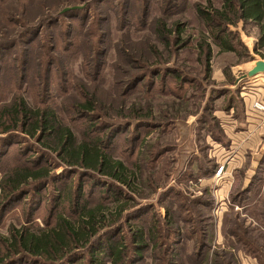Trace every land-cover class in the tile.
Instances as JSON below:
<instances>
[{
	"label": "rangeland",
	"instance_id": "rangeland-1",
	"mask_svg": "<svg viewBox=\"0 0 264 264\" xmlns=\"http://www.w3.org/2000/svg\"><path fill=\"white\" fill-rule=\"evenodd\" d=\"M121 1L0 0V111L14 96H21L29 107L37 105L35 102L48 103V85L50 108L59 124L72 131L77 143L104 133L109 138L113 130L118 133L113 144L105 146L106 152L137 177L131 180L134 192L121 188L124 195L134 199L129 206L134 203L133 210L146 208L136 220L122 224L119 237L129 244L127 224L142 227L146 240L149 231L155 237L147 242L140 258H132L130 251L129 263L264 264V164L260 165L264 136L240 149V142L250 134L246 124L236 121L245 116L257 119L258 123L252 124L254 133H264V111L256 108L264 107V72L242 78L255 62H264L259 27L242 21L228 26L220 36L228 37L234 51L223 52L213 44L208 25L198 14L199 8L209 10L210 5L219 9L222 0ZM72 7L85 11L65 19L68 25L52 33L48 19ZM161 25L166 40L156 35V26ZM36 26L42 27L40 32L34 38L31 33L26 37L27 30ZM89 28L91 37L85 32ZM176 37L181 38L179 43ZM202 41L211 49L209 73L197 48ZM140 78L142 81L136 83ZM91 95L96 100L93 112L89 117L77 114L74 105L88 101ZM137 109L141 110L139 114L135 113ZM213 116L222 131L221 144L213 141V132L206 129ZM142 117L153 120V125L148 124L152 128H138ZM234 120L237 131H242L241 140L232 137L236 131ZM9 126L0 127V131ZM18 135L24 141L15 140L5 146L6 135L0 134V181L18 166L39 169L47 165L55 168L53 175L74 169L58 164L60 160L41 146L39 138ZM43 151L48 154L39 163ZM220 166L223 171L215 176ZM97 178L114 183L104 176ZM70 180L81 178L79 174H67L65 180L55 184L57 190L51 183L39 192L38 200L29 191L27 196L13 200L9 209L0 206V235L6 237L11 227L26 222L28 226H43L47 217L63 211L62 201L52 207L57 193ZM83 181L86 196L91 198L88 200L111 206L109 211H113L115 206L108 200L118 184H113L111 192L101 194L100 185L90 192L89 180ZM249 186L258 195L253 211L238 205L241 211L231 207L213 217L216 201L222 207L227 197L236 206L231 197ZM30 196L36 203L29 207ZM217 227L222 240L219 245L215 244ZM223 231H233L249 241L257 249L254 255L238 245L233 236L225 237ZM243 256L247 262L239 260ZM86 259L87 255L77 264H88Z\"/></svg>",
	"mask_w": 264,
	"mask_h": 264
},
{
	"label": "trees",
	"instance_id": "trees-1",
	"mask_svg": "<svg viewBox=\"0 0 264 264\" xmlns=\"http://www.w3.org/2000/svg\"><path fill=\"white\" fill-rule=\"evenodd\" d=\"M96 1L104 3L107 0ZM209 8V10H201L199 8L198 14L200 19L204 20L208 25L209 32L212 34V42L220 51H234L228 37L224 38L220 35L226 32L228 26H235L239 21L244 23L253 22L256 24L260 31V45H263L264 0H222V5L219 9H214L211 5ZM82 11H85L82 7L63 9L59 15L52 16L48 19L49 30L53 33L54 29H62L64 24L68 25L64 22L65 19L82 15ZM178 27L176 25L175 29H178ZM156 28L158 38L166 40L164 26H156ZM41 29L42 27L39 26L32 29L29 28L25 36L28 37V34L31 33L34 38ZM85 32L90 37L93 36L90 28ZM178 34L176 33L177 36ZM19 37L20 33L17 34V38ZM30 38L26 39V41H29ZM90 39L92 40V38ZM175 40L176 43H179L181 38L176 37ZM19 41L23 42V38ZM19 41L13 42V44ZM197 48L203 57L205 70L209 73L208 61L211 56L210 45L202 41L197 45ZM154 74H157V72ZM135 81L137 83L142 81V79L140 78ZM47 87L48 85L45 91L49 95L46 98L48 101L46 104L35 102L39 106L33 105L34 107H29L21 96H14V99L2 107L0 111V127L10 124L9 127L0 131V134L6 135L3 144L6 146L15 140L16 142L19 140L24 141L18 135L19 133L27 139L39 138L38 141L41 146L44 149L51 150L52 154L60 160L58 164L74 169H64L61 174L53 175L55 168L50 169L47 165L39 169L20 166L13 167L9 173L5 174L2 181H0V206L1 208L9 209L13 205V200L27 196L29 191L33 192L36 198L35 200H38L40 197L39 192L47 189L51 183L54 187L55 184L60 183L59 180H65L67 174H79L81 180L75 182L71 180L66 181L67 186L62 192L57 193L58 196L54 199V205L52 207L54 208L56 203L60 204L62 201L65 209L56 216L47 217L43 226H28V222H26L27 224L19 227H11L6 237L0 235V264H77L82 262L86 255L88 264H106L107 261L109 264H128L130 257L128 253L130 251L133 252L131 255L132 258H140V254L147 248V242L149 240L153 241L155 237H152L149 231L150 238L146 240L142 227H137V225H135L136 227L128 226V224L127 228H129L128 231L130 233L129 244L122 237H119L122 236V224L136 220L146 208L133 210L135 208L134 203L129 206V201H133L134 199L130 194L124 195L121 188H128L129 192H134L135 190L131 187V183H133L131 180L137 177L134 175L135 173H132L133 171L125 167L122 161L112 159L109 152H106L105 146L108 145L109 147L113 144L118 133L113 130L109 138L107 134L104 137V133L95 139L87 137L86 140L77 143L72 131L67 126L59 124L55 117V112L50 108L52 95L49 89L51 87ZM87 98L88 101L84 103L79 101L77 102L78 106L74 105L77 114L83 115L84 117H89L90 112H93L95 108L94 103H96L93 95ZM140 111V109H137L135 113L139 114ZM149 117L140 118V122H137L138 128H150V125H153L154 122ZM210 119L211 121L208 123L206 129L207 131L210 130L213 132L210 136L213 141L219 143L222 137V131L218 126V122H214L216 118L213 116ZM148 124L150 125L148 126ZM153 127L156 128L157 125ZM203 127H199V130H204ZM37 135L39 137H36ZM225 145L228 146V143H225ZM39 154H42L39 163L40 161L43 163V160L46 159L44 156L48 152L43 151V153ZM263 164L264 157L260 165L263 166ZM60 165H57V167H60ZM77 169L82 171H78ZM97 176H104L113 180L114 183L118 184L115 185L117 190L112 189L113 191L111 192L114 183L106 184L103 181H98ZM83 180H89L90 192H92L93 187L96 185H100L103 188L100 192L101 194L111 192L112 198L108 202H113L115 206L113 211H109L111 206L88 200L91 198L86 196L83 187V185L86 187V184ZM140 182L143 185L142 181ZM250 186L245 190L236 192L237 194L232 196L230 200L236 206L245 205V207L253 211L254 209L252 208L257 204L258 195L254 194V190L251 192ZM54 190H57V187H54ZM31 198L32 196L27 201L29 207L35 202ZM206 204L209 206L211 203L207 201ZM96 214L98 215L96 216ZM224 233L225 237H229L228 235L233 236L237 244H240L247 252L249 251L251 255H254L253 252L257 249L250 246L249 241L240 235H235L233 231ZM226 243L231 244V242ZM203 245L204 243H202L201 247ZM129 264H133V262ZM219 264L222 263L219 261Z\"/></svg>",
	"mask_w": 264,
	"mask_h": 264
},
{
	"label": "crops",
	"instance_id": "crops-1",
	"mask_svg": "<svg viewBox=\"0 0 264 264\" xmlns=\"http://www.w3.org/2000/svg\"><path fill=\"white\" fill-rule=\"evenodd\" d=\"M254 63V62H253ZM253 67H251V69H252ZM250 69V70H251ZM258 77H255L254 78V80L256 81V82H258L257 79ZM252 79V78H251ZM255 96H257V95H255ZM264 104V103H263ZM217 113V112H216ZM220 113V111H218V113L217 114H219ZM256 113V112H255ZM221 114V113H220ZM245 114H246V111H245ZM222 116V115H221ZM221 116H220V118H221ZM216 117L218 118V116L216 115ZM223 117H225V116H223ZM227 117V116H226ZM237 121V123L239 122H241V123H244L243 125L245 126V124H246V127H247V133H249L250 134V136L248 137V139L246 140V141H241L240 142V149L242 148H244L247 144H250V142L251 141H254V143H257L258 141H259V139L261 138L260 136H264V133H262L261 132V134H260V132H257V133H254V131H255V129H254V126H252V124H257L258 123V120L257 119H250V118H248V117H243L242 119H240V120H236ZM236 121L234 120V123H235V127H236V131L234 132V134L232 135V137H234V136H236L237 137V139H240L241 140V136H242V134H240L242 131H237V124H236ZM262 129V128H261ZM258 130V129H257ZM225 133V132H224ZM245 134V133H244ZM227 138L230 140V136L228 137L227 136ZM257 145V144H256ZM247 150H250V149H247ZM246 153V151L245 152H243V154H245ZM257 163H258V161H257ZM244 208H246V207H244ZM242 210V209H241ZM240 210V211H241ZM217 229V232H216V237H215V244L216 245H219V244H221L222 242V240L220 241V238H219V236H220V231H219V227H217L216 228ZM238 245H240V244H238ZM213 247V246H212ZM243 260V261H246V259H248L247 257H245V256H243V257H240V259L239 260ZM250 260V259H249ZM251 261V260H250ZM247 262V261H246ZM243 264H245V262L243 263Z\"/></svg>",
	"mask_w": 264,
	"mask_h": 264
},
{
	"label": "built area",
	"instance_id": "built-area-1",
	"mask_svg": "<svg viewBox=\"0 0 264 264\" xmlns=\"http://www.w3.org/2000/svg\"><path fill=\"white\" fill-rule=\"evenodd\" d=\"M256 108H258V109L264 111V107H262V106H258V105H256ZM220 126H221V125H220ZM221 127H222V126H221ZM222 128H223V127H222ZM216 168H217V167H216ZM222 171H223V166H220V167L216 170V172H215L214 175H215V176H219V175L222 173ZM214 175H213V176H214ZM198 181H199V183L201 182V180H198ZM199 186H201V185L199 184ZM223 201H224V204L222 205V207H221V206H218V205H217L218 203H217V201H216V203H215V208H214V210H213V214H212L213 217L217 218L218 215L222 213L223 209H224V211H225V210H227L228 208L233 207V209H234L235 211H240V210H241L240 207L231 205L227 197H225Z\"/></svg>",
	"mask_w": 264,
	"mask_h": 264
},
{
	"label": "water",
	"instance_id": "water-1",
	"mask_svg": "<svg viewBox=\"0 0 264 264\" xmlns=\"http://www.w3.org/2000/svg\"><path fill=\"white\" fill-rule=\"evenodd\" d=\"M264 72V62L263 61H257L255 62L254 67L249 70V72H247L246 75H244L242 78H246V77H252L256 74L262 73Z\"/></svg>",
	"mask_w": 264,
	"mask_h": 264
}]
</instances>
